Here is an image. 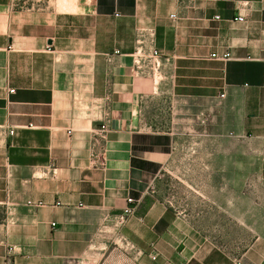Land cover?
<instances>
[{"label":"crops","instance_id":"obj_1","mask_svg":"<svg viewBox=\"0 0 264 264\" xmlns=\"http://www.w3.org/2000/svg\"><path fill=\"white\" fill-rule=\"evenodd\" d=\"M231 174L264 209V0H0V264H264Z\"/></svg>","mask_w":264,"mask_h":264},{"label":"rangeland","instance_id":"obj_2","mask_svg":"<svg viewBox=\"0 0 264 264\" xmlns=\"http://www.w3.org/2000/svg\"><path fill=\"white\" fill-rule=\"evenodd\" d=\"M221 136H228L227 134H221ZM250 147L249 144H244L242 142H236L231 140L230 143H221L220 145V153H221V168L225 167L226 164H229L231 168V173L234 172L233 170L236 169H242L243 166V152L244 148ZM226 155V156H225ZM227 155L230 156V162H228ZM225 158V160H223ZM253 168L258 167V165L253 163ZM196 179V178H192ZM220 203H221V210H220V216H221V222L219 225V231L220 232H227L231 231V234L233 232L240 231V233L244 232V226H235L233 225V217L235 216L234 212L236 211V215H238V212H240L241 215L247 216L249 220V224L247 226L246 232H248L251 235H256L260 232V229L262 228L261 224H259V217L260 214L262 217H264V209L261 210L259 206L260 201V193L258 192V186H259V178L255 175L253 176H221L220 178ZM179 180L176 178L175 181L172 183V195L176 196L177 198L180 196H183V193L181 194L180 191H182L184 188L180 186L178 183ZM231 188V195H230V201H231V224L227 225V221L223 220L224 218H227L228 216V209H227V199L228 194L227 191H223L224 187ZM209 196L211 194L209 193ZM246 199L247 206L244 207V205H241L243 201ZM235 206H240V208L234 209ZM254 221H253V219ZM252 219V220H251ZM251 220V221H250ZM257 220V221H255ZM240 228L238 230L237 228Z\"/></svg>","mask_w":264,"mask_h":264},{"label":"built area","instance_id":"obj_3","mask_svg":"<svg viewBox=\"0 0 264 264\" xmlns=\"http://www.w3.org/2000/svg\"><path fill=\"white\" fill-rule=\"evenodd\" d=\"M239 19L240 20H243L242 17H240ZM155 55H158V52L157 51L155 52ZM212 56L213 57H218V58H221V59H225V60H227V59L230 58V54L228 52L227 53H224L222 55H219L217 53H214V54H212ZM102 129H105V126H102ZM128 202L129 203H132V202H134V199L133 198H129L128 199ZM132 213H133V208L130 205H128L124 209L123 214H121L120 216L117 217L118 218L119 225H121V226L124 225L126 223L127 219H128V216L131 215Z\"/></svg>","mask_w":264,"mask_h":264}]
</instances>
